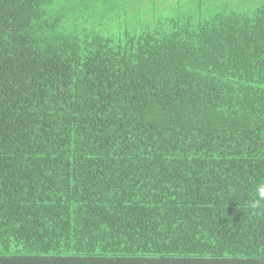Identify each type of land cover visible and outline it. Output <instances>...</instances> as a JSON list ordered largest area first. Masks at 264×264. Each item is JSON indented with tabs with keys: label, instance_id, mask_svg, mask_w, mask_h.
Returning a JSON list of instances; mask_svg holds the SVG:
<instances>
[{
	"label": "trees",
	"instance_id": "trees-1",
	"mask_svg": "<svg viewBox=\"0 0 264 264\" xmlns=\"http://www.w3.org/2000/svg\"><path fill=\"white\" fill-rule=\"evenodd\" d=\"M72 1L0 0V264H264V0Z\"/></svg>",
	"mask_w": 264,
	"mask_h": 264
},
{
	"label": "rangeland",
	"instance_id": "rangeland-1",
	"mask_svg": "<svg viewBox=\"0 0 264 264\" xmlns=\"http://www.w3.org/2000/svg\"><path fill=\"white\" fill-rule=\"evenodd\" d=\"M86 1V0H85ZM84 0H73L71 3H70V6H73V7H76L78 4H83V2H85ZM131 1V3L130 4H128V5H130V8L128 7L127 9H128V11L130 12L129 14V16H127V15H122V14H119L118 12H116V11H114V10H112V9H110V13H108V16H110L108 19H106V22L107 23H110V24H113V21H115V23L117 24L118 23V21H120V20H124L125 22H127L129 19H131V18H138V16H139V11L138 10H136V8H137V1L136 0H130ZM165 0H159L158 1V3H162V2H164ZM100 3H98L97 5H98V7H97V5L94 7V8H96V11H100L104 6L102 5V3H103V1H99ZM133 2V3H132ZM87 3L89 4V6H91L92 7V4H91V0H87ZM139 3H143V5H145V4H147V8H148V10H150L151 12L153 11V8H149V7H151V5H152V0H139ZM145 3V4H144ZM123 4H125V3H123ZM125 6H127V5H125ZM153 7V6H152ZM120 10V9H119ZM123 12H125V11H123ZM70 15H72V16H75L76 15V12L75 11H70ZM99 17H100V14L98 15ZM111 28H113L112 26H111ZM117 31V30H116Z\"/></svg>",
	"mask_w": 264,
	"mask_h": 264
},
{
	"label": "clouds",
	"instance_id": "clouds-1",
	"mask_svg": "<svg viewBox=\"0 0 264 264\" xmlns=\"http://www.w3.org/2000/svg\"><path fill=\"white\" fill-rule=\"evenodd\" d=\"M257 194H258L260 200H264V185L258 186V188H257ZM252 207H259V200L258 201H255L252 204Z\"/></svg>",
	"mask_w": 264,
	"mask_h": 264
}]
</instances>
